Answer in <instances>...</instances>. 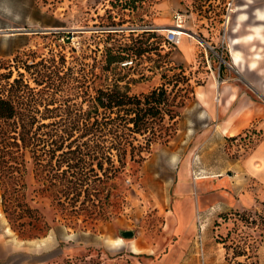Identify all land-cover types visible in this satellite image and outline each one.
I'll return each mask as SVG.
<instances>
[{"label": "rangeland", "instance_id": "rangeland-1", "mask_svg": "<svg viewBox=\"0 0 264 264\" xmlns=\"http://www.w3.org/2000/svg\"><path fill=\"white\" fill-rule=\"evenodd\" d=\"M230 1L0 0V73L12 71L17 77L33 60L65 57V97L71 107L69 114L63 113L65 126L83 123L88 109L83 99L100 89L117 86L122 93L142 96L166 85L179 103L174 124L168 116L163 121L157 116L145 135L133 134L117 120L120 135L137 139L136 151L123 157L124 169L104 188L92 218L64 215L52 198L39 192L42 181L31 174L28 205L39 220H19L36 224L22 234L3 211L0 189V264H264V235L257 244L253 239L264 219V186L240 169L264 139V125L254 122L227 137L197 96L222 99L225 85L243 82L223 44ZM245 1L234 0L227 26L232 38L242 34V28L233 33L239 19H253L256 2ZM177 25L187 37L173 47L166 43L165 30ZM184 43L191 57L182 51ZM129 46L144 54L113 65L109 73L101 70L107 55H123ZM103 135L112 136L109 130ZM98 152L105 168L109 159L122 165L117 151L106 147ZM95 163L88 159L83 167L96 168ZM219 175L235 187L207 192V184ZM45 223L47 229L42 228ZM129 231L134 236L124 237ZM245 247L251 256L235 258V251Z\"/></svg>", "mask_w": 264, "mask_h": 264}, {"label": "trees", "instance_id": "trees-1", "mask_svg": "<svg viewBox=\"0 0 264 264\" xmlns=\"http://www.w3.org/2000/svg\"><path fill=\"white\" fill-rule=\"evenodd\" d=\"M135 51L129 46L123 55H107L101 70L109 73L113 65L144 54L143 51ZM65 68V57H61L58 61L53 58L26 63L23 67L25 73L19 72L17 77H13L12 71L0 73L1 199L10 224L15 229L19 228L22 234L27 229L31 232L36 224L31 220L28 223L19 220L24 217L39 220L35 216L36 210L28 205L27 179L31 174H36L42 181L43 187L39 192L52 198L64 215L92 218L104 188L124 169L123 157L128 151H136L137 139L120 135L115 130L120 128L116 126L117 120L120 118L122 127L133 134L145 135L150 131L151 119L163 116V121L168 116L174 124L179 117L175 110L179 103L175 97H170L166 85L142 96H130L127 91L122 93L116 86L114 89L97 90L96 96L88 101L84 98L88 109L84 112L83 123L67 127L63 113L69 114L71 107L65 97L69 77ZM114 114H117L116 118ZM105 130H109L112 136L105 137ZM151 142L148 139L147 145ZM106 147L109 151L118 152L121 166H115L109 159L110 167H104L98 151ZM139 148L143 147L140 145ZM88 159L91 163L97 161L96 168L83 167ZM90 203L91 207H85ZM42 228L47 229L48 225L45 223ZM260 230L253 238L256 244L264 235V219ZM250 256L247 247L234 253L235 258Z\"/></svg>", "mask_w": 264, "mask_h": 264}, {"label": "crops", "instance_id": "crops-1", "mask_svg": "<svg viewBox=\"0 0 264 264\" xmlns=\"http://www.w3.org/2000/svg\"><path fill=\"white\" fill-rule=\"evenodd\" d=\"M251 1L249 3L245 1L246 5L251 4ZM255 2L253 19L250 20L248 16L246 21H240V19V22L237 21L233 33H239L242 28V34L232 38L230 28L228 29L230 59L233 61L232 48L238 56L235 68L239 70L243 82L225 85L219 95L222 99H219L217 94H213L211 100L208 96L206 99H201L204 98V93L197 94L202 104L209 110L212 121L217 122L224 134L230 138L248 130L254 122L264 125V122L261 123L264 121V17H262L264 3L263 0H255ZM244 7L247 8V6ZM237 8L239 11L243 10V7ZM249 36H252V39L245 40ZM238 38L241 42L236 45L235 40ZM182 51L186 52V56L191 57L189 47L185 43ZM212 88L217 90L216 83L212 85ZM240 169L249 180L255 181L256 185L264 186V139L255 146ZM217 178L214 182L207 184L205 187L207 192L212 189L225 190L231 184L235 187L232 181L223 178L222 175Z\"/></svg>", "mask_w": 264, "mask_h": 264}, {"label": "built area", "instance_id": "built-area-1", "mask_svg": "<svg viewBox=\"0 0 264 264\" xmlns=\"http://www.w3.org/2000/svg\"><path fill=\"white\" fill-rule=\"evenodd\" d=\"M234 11H235V8H234V0H231L228 3L227 14L225 16V19H226L225 25H226V27H225V30H224V41H223V44H225V50L227 52H229V53H230V45H229V38H228L227 26H229V22H230V19H231V15L234 13ZM175 29H181L180 25H177V28H175ZM181 41H182L181 40V37L176 34V31H174V30H167L166 43H168L169 45H171L173 47H178V46H180ZM126 64H124V65H126Z\"/></svg>", "mask_w": 264, "mask_h": 264}, {"label": "bare ground", "instance_id": "bare-ground-1", "mask_svg": "<svg viewBox=\"0 0 264 264\" xmlns=\"http://www.w3.org/2000/svg\"><path fill=\"white\" fill-rule=\"evenodd\" d=\"M174 31H176V34L179 35L181 37V40L183 41L184 40V37H187V34H185L181 29H175ZM165 32H167V30H165ZM182 41H181V44H182ZM180 44V45H181ZM232 57H233V63L236 65L238 63V56L233 52L232 53ZM236 63H235V62ZM222 85V84H221ZM220 85V86H221ZM216 88H218V84L216 83Z\"/></svg>", "mask_w": 264, "mask_h": 264}, {"label": "water", "instance_id": "water-1", "mask_svg": "<svg viewBox=\"0 0 264 264\" xmlns=\"http://www.w3.org/2000/svg\"><path fill=\"white\" fill-rule=\"evenodd\" d=\"M123 236L124 237H126V238H132L133 236H134V233L133 232H125L124 234H123Z\"/></svg>", "mask_w": 264, "mask_h": 264}]
</instances>
